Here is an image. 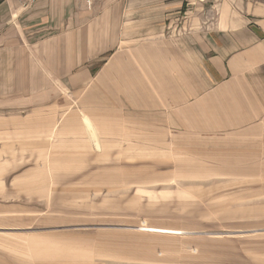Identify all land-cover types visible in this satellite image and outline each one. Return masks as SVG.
Returning <instances> with one entry per match:
<instances>
[{"label": "rangeland", "instance_id": "obj_1", "mask_svg": "<svg viewBox=\"0 0 264 264\" xmlns=\"http://www.w3.org/2000/svg\"><path fill=\"white\" fill-rule=\"evenodd\" d=\"M114 61L119 96L70 87L68 128L0 139V264H264V121L239 136L127 97Z\"/></svg>", "mask_w": 264, "mask_h": 264}, {"label": "crops", "instance_id": "obj_2", "mask_svg": "<svg viewBox=\"0 0 264 264\" xmlns=\"http://www.w3.org/2000/svg\"><path fill=\"white\" fill-rule=\"evenodd\" d=\"M112 60L125 65L127 97L150 104L157 89L164 104L173 96L168 110L203 104L213 128L239 136L264 121V0H0V139L53 127L54 112L68 128L70 87L119 96Z\"/></svg>", "mask_w": 264, "mask_h": 264}, {"label": "built area", "instance_id": "obj_3", "mask_svg": "<svg viewBox=\"0 0 264 264\" xmlns=\"http://www.w3.org/2000/svg\"><path fill=\"white\" fill-rule=\"evenodd\" d=\"M27 3L29 4H33L36 0H26ZM84 2L86 3L87 7H92L94 4V0H84Z\"/></svg>", "mask_w": 264, "mask_h": 264}]
</instances>
